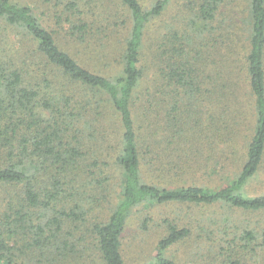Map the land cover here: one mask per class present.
<instances>
[{"label":"trees","instance_id":"1","mask_svg":"<svg viewBox=\"0 0 264 264\" xmlns=\"http://www.w3.org/2000/svg\"><path fill=\"white\" fill-rule=\"evenodd\" d=\"M39 1L52 22L0 0V264H128L136 212L264 211L245 192L264 167V0ZM180 223L134 264H187L167 252ZM256 224L218 229L215 264H264Z\"/></svg>","mask_w":264,"mask_h":264},{"label":"rangeland","instance_id":"2","mask_svg":"<svg viewBox=\"0 0 264 264\" xmlns=\"http://www.w3.org/2000/svg\"><path fill=\"white\" fill-rule=\"evenodd\" d=\"M23 4H29L35 8V12L43 20L52 22L53 13L49 11L45 15V11L40 6L39 0H14ZM147 2V1H146ZM179 5L173 2L172 7L162 17L161 24L172 22L173 17L180 18ZM159 21V20H157ZM46 22V21H45ZM15 33H11L8 42L12 47L17 45ZM221 64V62L219 63ZM243 159V158H242ZM236 173L240 170L237 165ZM235 167L231 166V169ZM111 186L118 190L121 177L118 176L117 169L113 166ZM231 172H228L230 174ZM200 176V175H198ZM118 177V178H117ZM118 184V185H117ZM112 191L113 188H112ZM248 196H255L264 193V167L254 176L245 188ZM113 197L116 193L112 192ZM146 216H150L147 225L143 226ZM171 218L181 222L180 224H189L192 234L189 238L174 244L169 248L168 255L181 263L187 264H215L219 259L218 249L221 243V234L218 229L227 228L228 233L236 232V228L240 229L245 226H257L258 220L264 222V211L250 212L241 209L231 208L227 205L218 204L216 206H201L195 204H173L155 208L152 211L136 212L128 224V228L124 234V257L128 264H134L141 261L151 260L153 258L156 245L160 237L165 233V226L162 225L163 218ZM218 219L219 224L214 225L210 220ZM202 230H208L202 231ZM214 230V231H212ZM212 231V232H211ZM87 240V239H86ZM90 240V239H88ZM216 250V251H215Z\"/></svg>","mask_w":264,"mask_h":264}]
</instances>
